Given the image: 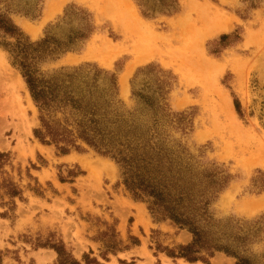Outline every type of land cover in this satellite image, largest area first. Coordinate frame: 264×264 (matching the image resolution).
Returning <instances> with one entry per match:
<instances>
[{
  "label": "rangeland",
  "instance_id": "374dc122",
  "mask_svg": "<svg viewBox=\"0 0 264 264\" xmlns=\"http://www.w3.org/2000/svg\"><path fill=\"white\" fill-rule=\"evenodd\" d=\"M56 1L6 5L23 41L49 39L60 49L36 60L37 77L97 83L94 99L112 101L110 109L138 131L158 132L154 142L175 153L186 173L195 225L228 251H203L206 261L177 257L193 234L136 200L114 159L80 139L63 153L37 138L41 112L9 51L16 40L0 33V110L26 112L15 128L0 129V152L11 153L4 169L23 192L14 204L0 197L2 264H62L57 248L70 255L66 264H264V0H66L47 19ZM191 7L228 14L231 29L204 39L207 27L195 13L187 17ZM131 11L142 21L137 32ZM107 43L125 49L109 66L100 58ZM140 43L153 54L124 84ZM52 117L73 129L69 113Z\"/></svg>",
  "mask_w": 264,
  "mask_h": 264
},
{
  "label": "trees",
  "instance_id": "16d2710c",
  "mask_svg": "<svg viewBox=\"0 0 264 264\" xmlns=\"http://www.w3.org/2000/svg\"><path fill=\"white\" fill-rule=\"evenodd\" d=\"M8 3L9 0H0V33L16 40L9 51L15 56V64L21 68L31 96L41 112L42 127L35 131L37 138L43 143L55 144L63 153H67L70 147L78 149L76 140L80 139L99 153L114 159L121 168L124 185L136 200L146 201L153 215L170 219L193 234L192 243L179 247L177 257L189 262L206 261L203 251L209 256L215 251H228L222 246L210 245L195 225L193 196L186 187H182L186 173L177 167L175 153L165 145L154 142L158 132L138 131L136 127L128 125L129 120L125 115L110 109L112 101L100 103L94 99L97 83L81 87L76 86L72 79L67 82H45L37 77L32 69L36 60L52 56L60 49L53 48L49 39L38 43L23 41L22 32L9 16L11 9L6 7ZM113 89L116 90V85ZM235 106L241 113V104L237 99ZM58 110L75 117L73 129L69 128L72 125L68 120L63 124L52 117ZM122 123L128 129L122 128ZM10 161V152H0V197L3 199L7 196L12 201L9 203L14 204V199L22 198L23 192L4 169ZM56 250L62 264L70 262L71 257L63 248ZM87 264L99 263L94 260ZM237 264L250 263L239 259Z\"/></svg>",
  "mask_w": 264,
  "mask_h": 264
},
{
  "label": "bare ground",
  "instance_id": "6f19581e",
  "mask_svg": "<svg viewBox=\"0 0 264 264\" xmlns=\"http://www.w3.org/2000/svg\"><path fill=\"white\" fill-rule=\"evenodd\" d=\"M58 2V1H57ZM63 2H65V1H63ZM51 3H53V2H51ZM55 4V3H54ZM62 2L59 4V5H53V4H51L50 5V7H48L49 9H48V13H47V19H49V18H51L52 16H54L57 12H59L60 10H61V7H62ZM193 4V3H192ZM64 5V4H63ZM194 6H196V4L194 3L193 4ZM193 5H192V7H193ZM191 7V11H190V13H188L189 15H187V17H192V15H193V13H195L198 17H197V19L199 20V22H202L203 23V25H205V27H207V32L204 34V39L206 38V37H208V36H215V35H218V34H220V33H224V32H228L230 29H231V27H232V22H231V20H233V19H231L230 20V18L227 16V15H225V14H221V13H219V12H217V11H215V10H211V9H206L205 7H203V8H201V9H194V8H192ZM135 11V10H134ZM132 12V11H131ZM221 12V11H220ZM131 14V16H133L132 18H134V27L131 29V31L133 30V32H137V31H139V29H140V25H139V23L140 22H142L141 21V19L139 18V17H137V16H135V14H133V12L132 13H130ZM129 14V15H130ZM126 16H127V14H126ZM136 17V18H135ZM186 17V18H187ZM184 19V18H183ZM182 19V20H183ZM193 19V18H192ZM197 21V20H196ZM183 22V21H182ZM187 23H188V21H187ZM180 25L182 26V24L180 23ZM188 25V24H187ZM190 25V24H189ZM24 26V25H23ZM28 26V25H27ZM143 26H144V23H143ZM197 26V25H196ZM29 27V26H28ZM130 27V26H129ZM147 27V26H146ZM146 27H144V29L146 28ZM201 27V26H200ZM149 28V27H148ZM128 29H130V28H128ZM127 28H126V30H128ZM142 29V28H141ZM151 29V28H150ZM185 29V28H184ZM187 29V28H186ZM28 30H30L29 28H28ZM34 30V29H33ZM35 31H37V29L35 30ZM149 31V30H148ZM186 31V30H185ZM203 32H205V31H203ZM187 33V32H186ZM136 34V33H135ZM150 34V33H149ZM183 34V33H182ZM143 35V33L141 34V35H139V37H141ZM146 35V34H145ZM157 35V34H156ZM162 35V34H161ZM33 36V35H32ZM158 36V35H157ZM129 37V36H128ZM202 38V37H201ZM130 39V38H129ZM139 39V38H138ZM163 39V38H162ZM203 39V40H204ZM137 40V39H136ZM159 40V39H158ZM131 41V40H130ZM142 40L140 39V40H138V42H141ZM144 41H145V39H144ZM148 41V40H147ZM136 43V42H135ZM134 43V44H135ZM144 43V42H143ZM147 43V42H146ZM162 43V42H161ZM151 44V43H150ZM156 44V43H155ZM248 44V43H247ZM133 45V44H132ZM154 45V44H153ZM161 45V44H160ZM201 45V44H200ZM123 46V45H122ZM122 46L120 47V46H115V45H112V46H110L108 43L105 45V47H103L102 49H101V52H100V58H101V60H102V63L103 64H105L106 66H109V65H111L112 64V62L117 58V57H119L124 51L123 50H125L124 49V47L122 48ZM148 46H149V44H148ZM155 46V45H154ZM158 46V45H157ZM147 46L146 45H144V44H142V43H140V44H138L137 45V47H134V48H136L135 49V53H136V59H135V61H133V62H131L128 66H127V68H126V73H125V75L122 77V83H126V80H127V77L131 74V72L134 70V68H135V66L137 65V64H139V63H143V62H146V61H148L149 59L148 58H150V56H152V54H153V49H147L146 48ZM158 47H160V48H162V46H158ZM154 48V47H153ZM100 50V49H99ZM131 53V52H130ZM134 57V56H133ZM4 57L2 56V53L0 52V66L2 67V65L5 63L4 62ZM151 59V58H150ZM217 65V64H216ZM215 69H216V72L217 73H220L221 71H222V67H219L218 68V66H216L215 67ZM220 75V74H219ZM21 88V87H20ZM125 87L123 86V89H124ZM30 100V103H32V101H31V99H29ZM33 105V104H32ZM21 107H23V106H21ZM18 108V107H17ZM26 107H24V109H25ZM19 109H20V104H19ZM18 110V109H17ZM26 110V109H25ZM1 111V115H0V129L1 130H6V129H8V128H15L16 127V122H15V117L17 116H19L18 118H21L23 121H24V119H26V118H24L23 117V115L25 116L26 115V112H24L25 114H23L20 110L19 111H12L11 109H8V108H4L3 110H0ZM10 118L13 120V123L12 122H10L11 120H10ZM18 118H17V120H18ZM21 120V121H22ZM20 123V122H19ZM23 123V122H22ZM26 123V122H25ZM24 123V124H25ZM21 124V123H20ZM17 127H18V125H17ZM20 127H23V126H20ZM19 127V128H20ZM25 128H27V126H24ZM24 130V129H23ZM30 130V129H29ZM1 133V132H0ZM2 146V145H1ZM251 159V158H250ZM251 161V160H250ZM252 162H254V160L252 159ZM111 165V164H110ZM112 165H113V163H112ZM111 165V166H112ZM108 167V166H107ZM114 167V166H113ZM247 167V166H246ZM263 202H264V199L262 200ZM261 201V202H262ZM246 204V203H245ZM250 205H252V203L250 204ZM263 205H264V203H263ZM252 207V206H251ZM254 207V206H253ZM258 207V206H257ZM246 210V209H245Z\"/></svg>",
  "mask_w": 264,
  "mask_h": 264
},
{
  "label": "crops",
  "instance_id": "0c3cea01",
  "mask_svg": "<svg viewBox=\"0 0 264 264\" xmlns=\"http://www.w3.org/2000/svg\"><path fill=\"white\" fill-rule=\"evenodd\" d=\"M63 1L66 2V0H61V1H58V2H57V1H56V2H53V3H51V4H53V5H59L61 2L64 4L65 2H63ZM54 3H55V4H54ZM51 4H50V5H51ZM63 4H62V5H63ZM50 5H49V7H50ZM48 9H49V8H48Z\"/></svg>",
  "mask_w": 264,
  "mask_h": 264
}]
</instances>
